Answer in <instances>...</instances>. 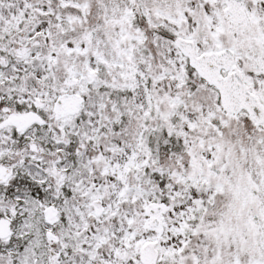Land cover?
<instances>
[{"label": "snow or ice", "instance_id": "snow-or-ice-1", "mask_svg": "<svg viewBox=\"0 0 264 264\" xmlns=\"http://www.w3.org/2000/svg\"><path fill=\"white\" fill-rule=\"evenodd\" d=\"M0 264H264V0H0Z\"/></svg>", "mask_w": 264, "mask_h": 264}]
</instances>
